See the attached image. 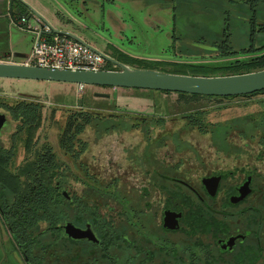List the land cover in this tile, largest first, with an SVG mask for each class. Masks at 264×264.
Masks as SVG:
<instances>
[{
	"label": "flooded vegetation",
	"instance_id": "af4514ba",
	"mask_svg": "<svg viewBox=\"0 0 264 264\" xmlns=\"http://www.w3.org/2000/svg\"><path fill=\"white\" fill-rule=\"evenodd\" d=\"M225 37L209 44L200 39L192 47L216 56L215 46ZM105 49L110 52V47ZM115 56L110 53L109 57L116 60ZM199 62L216 60L212 57ZM146 92L147 97L157 93ZM257 96L264 97V90L227 97L203 96L197 101L251 100ZM253 104L258 106L257 111H244ZM233 107H241V111ZM215 109L212 113L202 108L187 110L180 118L185 128L205 142L174 144L170 148H181L182 152H172L167 159H160L157 148H152L145 158L139 154L126 160L120 174L107 176L102 192L90 188V223L65 221L53 227L68 243L56 245L53 255L42 256L40 250H34L38 253L36 261L20 254L25 264H264V98L236 106L219 104ZM228 110L232 111L229 116L224 113V117L208 120L210 113ZM192 111L201 112V126L186 125L185 117ZM94 114L105 118L102 125H95L105 132L118 128L115 124L125 125L119 115ZM0 116L4 120L1 133L6 118ZM138 121L146 122L133 118L131 125ZM15 131L14 126L8 134L9 145ZM29 156L23 152L18 164ZM93 172L90 165V180L96 181ZM58 192L68 203L79 197L70 194L65 184ZM79 210L71 206L66 212ZM67 222L79 229L88 227L90 241L67 238L62 230ZM47 228L37 224L33 235H49Z\"/></svg>",
	"mask_w": 264,
	"mask_h": 264
},
{
	"label": "rangeland",
	"instance_id": "374dc122",
	"mask_svg": "<svg viewBox=\"0 0 264 264\" xmlns=\"http://www.w3.org/2000/svg\"><path fill=\"white\" fill-rule=\"evenodd\" d=\"M52 27L75 32L90 41L97 49L114 47L124 55L142 60H165L180 62L208 61L214 53L193 48L194 42L203 39L206 44L227 36L229 45L235 49L249 45L248 33L253 17L254 25L264 24V0H28ZM250 5H253L250 9ZM254 12V13H253ZM61 16L70 18L71 23L63 26ZM17 18V17H16ZM0 47L6 46L11 52L27 54L31 46V34L18 30L15 26L0 22ZM253 25V26H254ZM264 44V33H255L252 45ZM180 50V52H178ZM109 51V50H108ZM115 55V51H111ZM15 63L18 60H13ZM164 69H168L165 66ZM97 87V86H95ZM92 86L68 83L0 79V99L12 102L29 99L42 105V121L35 134L37 146L47 143L56 159L67 168L65 188L70 194L84 195L90 202V188L103 189L107 176L120 174L128 159L142 158L147 151L157 148V156L167 159L172 152H182L181 148H170L178 143L205 142L201 136L189 131L181 121L187 110L203 109L211 113L219 104L240 105L248 101L263 99L257 96L251 100H189L187 103L176 95L134 91L132 95L121 96L124 103L115 105L113 96L102 97L108 92ZM99 94V95H97ZM145 94V95H141ZM146 97V98H145ZM82 108L106 116L119 115L125 125L105 132L103 127H85L80 139L86 143V150L72 160L64 155L57 145V137L63 126L67 112ZM77 101V103H76ZM241 111V107L234 108ZM257 111L256 104L244 111ZM208 120L229 116L232 111L211 114ZM222 113V114H221ZM6 118V128L0 133V145L8 147L9 133L14 130V122L0 109ZM133 118H144L138 129H130ZM157 120V121H156ZM166 147H162L165 146ZM16 166L23 157L17 142ZM177 158V157H174ZM84 165L86 173L79 166ZM90 165L96 181L90 180ZM88 175V178H86ZM120 183L117 185L119 186ZM118 190V188H117Z\"/></svg>",
	"mask_w": 264,
	"mask_h": 264
},
{
	"label": "trees",
	"instance_id": "16d2710c",
	"mask_svg": "<svg viewBox=\"0 0 264 264\" xmlns=\"http://www.w3.org/2000/svg\"><path fill=\"white\" fill-rule=\"evenodd\" d=\"M13 6L18 13L25 12L26 17L30 15L29 11L17 0L13 1L11 7ZM252 6H249L250 9ZM15 13L17 15L16 11ZM249 20L251 26L248 33L250 42L248 49L232 50L225 37L219 45L215 46L217 55L213 57V60L216 62L146 61L117 52L115 59L131 68L188 76H225L262 70L264 69V44L254 48L252 41L254 32L264 33V25L260 24L258 27H254L253 17ZM110 65L106 63L105 70H115ZM165 66L168 69H164ZM156 92L164 95L169 94V92ZM175 94L184 102L203 98L198 95ZM79 106L78 110H72L66 114L62 131L57 137L59 149L72 160H78L86 150V143L79 138L85 127L92 123L93 125H102L105 121L104 117L82 108V104ZM0 109L8 114L16 129L13 134L15 139L10 142L9 147L0 148V218L19 253L23 257L26 256L28 260L36 261L38 253H35L34 250H40L42 256L53 255L56 254L54 251L56 245L68 243V240L60 237L57 231L52 230L53 227L65 221L75 224L90 223V210H88L90 202L84 195H80L73 198V202L68 203L58 192L59 188L65 184L64 177L67 168L56 159L47 143L37 146L35 134L42 121V105L29 99L12 102L0 99ZM185 120L186 125L199 127L202 125V114L192 111L186 115ZM17 142L23 152L30 155V158L28 160L25 157L22 163L15 166L12 160L16 154ZM79 166L85 173L87 172L84 165ZM71 206L80 210L66 212V209ZM37 224L46 225L48 227L46 231L50 230L49 235H33L37 230Z\"/></svg>",
	"mask_w": 264,
	"mask_h": 264
},
{
	"label": "water",
	"instance_id": "95a60500",
	"mask_svg": "<svg viewBox=\"0 0 264 264\" xmlns=\"http://www.w3.org/2000/svg\"><path fill=\"white\" fill-rule=\"evenodd\" d=\"M13 1L15 0H9L8 14L10 16L12 15L10 7ZM15 11L18 16L26 17L25 12L18 13L17 9ZM34 17L40 18L36 14ZM39 20L48 24L41 19ZM53 31L87 47L92 52L101 56L107 63L111 64L115 70H101L97 72L70 71L0 62V79L45 81L217 97L246 95L264 90V69L237 75L212 77L177 75L154 70L136 69L119 63L69 32L63 30ZM9 56L15 59L25 57L24 54L19 52L6 53L5 57ZM102 97H106V95ZM3 121V117L0 116V127L3 125ZM63 195L65 196L64 193ZM62 230L63 234L72 240L85 239L90 241V230L88 227L79 229L67 222L62 226Z\"/></svg>",
	"mask_w": 264,
	"mask_h": 264
},
{
	"label": "built area",
	"instance_id": "2783aa9c",
	"mask_svg": "<svg viewBox=\"0 0 264 264\" xmlns=\"http://www.w3.org/2000/svg\"><path fill=\"white\" fill-rule=\"evenodd\" d=\"M33 18L34 22L29 23L26 17L18 16L13 19L10 16V25L31 34V46L24 58L17 59V63L10 56L0 62L56 70H105L107 62L101 56L72 39L55 33L49 24ZM77 86L80 90L83 85Z\"/></svg>",
	"mask_w": 264,
	"mask_h": 264
},
{
	"label": "crops",
	"instance_id": "0c3cea01",
	"mask_svg": "<svg viewBox=\"0 0 264 264\" xmlns=\"http://www.w3.org/2000/svg\"><path fill=\"white\" fill-rule=\"evenodd\" d=\"M18 2L26 9L29 11V13L31 14L30 16L27 17V21L29 23H33L34 22V16L35 14L38 15V17H40L39 19H41L42 21H45L46 23H48V21L43 17V15L37 11L35 9V7H33L31 5V3L28 2V0H18ZM8 8H9V0H0V22H7V24L10 25V15L8 14ZM11 8V12L12 15L11 17L13 19H16V17H18L15 13L14 10V6L10 7ZM37 17V16H36ZM61 23L63 24V26H67L69 25V23H71V19L70 18H63L61 16ZM49 24V23H48ZM50 25V24H49ZM3 25H0V31H3ZM52 27V25H50ZM54 30H63L65 32H69L75 36H77L78 38H80L82 41L86 42L87 44H89L90 46H93L94 48H96L92 43H90L89 40H87L85 37L72 32L70 30H64L61 27L60 28H56V27H52ZM97 49V48H96ZM113 49L117 52L122 53L121 51H119L118 49L114 48L111 46L110 50ZM99 50V49H97ZM101 52H103L104 54L110 56V52L106 49L104 50H99ZM6 53H11V51L6 48L5 45H3L2 47H0V60L1 59H5V55ZM123 54V53H122ZM25 55V54H24ZM95 87V86H92ZM95 88H99V87H95ZM99 89H105L108 92L104 93L103 95H109V96H113L115 105L117 107H121V105L124 103L123 100H119L122 97L121 96H128V95H132L134 92H132L131 89H124V88H99ZM134 91H142L143 93H149L146 92V90H134ZM141 95H145V94H141ZM147 95V94H146ZM0 264H25L24 260L22 259V256L20 255L19 251L17 250L13 240L11 239L8 231L6 230V227L4 226L1 218H0Z\"/></svg>",
	"mask_w": 264,
	"mask_h": 264
}]
</instances>
